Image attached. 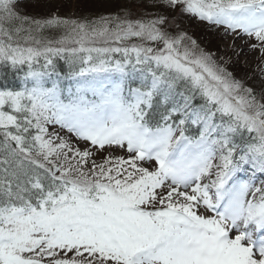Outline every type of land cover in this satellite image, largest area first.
<instances>
[{
	"label": "snow or ice",
	"instance_id": "snow-or-ice-1",
	"mask_svg": "<svg viewBox=\"0 0 264 264\" xmlns=\"http://www.w3.org/2000/svg\"><path fill=\"white\" fill-rule=\"evenodd\" d=\"M22 7L0 0V264H264V0Z\"/></svg>",
	"mask_w": 264,
	"mask_h": 264
},
{
	"label": "rangeland",
	"instance_id": "rangeland-1",
	"mask_svg": "<svg viewBox=\"0 0 264 264\" xmlns=\"http://www.w3.org/2000/svg\"><path fill=\"white\" fill-rule=\"evenodd\" d=\"M130 2L131 0H23L22 11L45 16L58 9L60 15L97 17L114 14ZM184 28L202 48L228 61V69L237 78L251 77L256 72L258 53L250 50L245 39L234 41V34L226 35L223 30L213 31L210 26L195 19L186 20ZM258 80L257 76L254 80H248V83H258Z\"/></svg>",
	"mask_w": 264,
	"mask_h": 264
},
{
	"label": "trees",
	"instance_id": "trees-1",
	"mask_svg": "<svg viewBox=\"0 0 264 264\" xmlns=\"http://www.w3.org/2000/svg\"><path fill=\"white\" fill-rule=\"evenodd\" d=\"M24 11V10H23ZM25 12V11H24ZM26 14H28V15H31V16H42L41 14H39V15H36V14H32V13H29V12H25ZM66 70V69H65Z\"/></svg>",
	"mask_w": 264,
	"mask_h": 264
}]
</instances>
